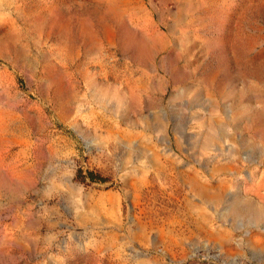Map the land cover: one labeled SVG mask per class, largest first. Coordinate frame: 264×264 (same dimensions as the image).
Segmentation results:
<instances>
[{
	"label": "rangeland",
	"instance_id": "rangeland-1",
	"mask_svg": "<svg viewBox=\"0 0 264 264\" xmlns=\"http://www.w3.org/2000/svg\"><path fill=\"white\" fill-rule=\"evenodd\" d=\"M236 196L264 204V0H0V264H264Z\"/></svg>",
	"mask_w": 264,
	"mask_h": 264
},
{
	"label": "bare ground",
	"instance_id": "bare-ground-1",
	"mask_svg": "<svg viewBox=\"0 0 264 264\" xmlns=\"http://www.w3.org/2000/svg\"><path fill=\"white\" fill-rule=\"evenodd\" d=\"M61 8V7H60ZM57 12L59 11V10H56ZM27 12V11H26ZM60 12H61V9H60V11H59V16H60ZM69 12V11H68ZM67 12V13H68ZM27 13H29V12H27ZM64 13L65 12H63L62 14L64 15ZM40 14V13H39ZM48 14H49V12H48ZM47 14V15H48ZM55 14V13H54ZM57 14V15H58ZM61 14V15H62ZM56 16V15H55ZM49 17V16H48ZM48 17L46 18V19H48ZM42 18H44L43 16H42ZM52 17H51V15H50V17H49V19L48 20H50ZM55 18V17H54ZM54 18H52V19H54ZM59 18V17H58ZM62 18H63V16H62ZM41 19V18H40ZM56 19V18H55ZM60 19V18H59ZM57 20V19H56ZM64 20V19H63ZM70 18L68 19V21H66L65 20V22H69V23H71L70 21ZM89 20V19H88ZM47 22V21H46ZM63 22L64 21H62V24H63ZM85 22V21H84ZM84 22H82V24L84 23ZM90 22V21H89ZM26 23V22H25ZM42 23V22H41ZM54 23V22H53ZM56 23V22H55ZM91 23V22H90ZM40 24V23H39ZM44 24V23H43ZM92 24V23H91ZM31 25V24H30ZM41 25V24H40ZM57 25H58V23H57ZM59 25H60V23H59ZM67 25V24H66ZM69 25V24H68ZM90 25V24H89ZM206 25H208V24H206ZM42 26V25H41ZM44 26V25H43ZM163 26V25H162ZM55 27V26H54ZM66 27H68V26H66ZM70 27V26H69ZM83 27V26H82ZM86 27V26H85ZM91 27V26H90ZM208 27V26H207ZM34 28H36V27H34ZM43 28H45V27H43ZM84 28V27H83ZM92 28V27H91ZM205 28V27H204ZM63 29H64V27H63ZM62 29V30H63ZM73 29V28H72ZM82 29V28H81ZM85 29V28H84ZM40 30H41V28H40ZM83 30V29H82ZM91 30V29H90ZM227 30V29H226ZM63 31H65V29L63 30ZM81 31V30H80ZM84 31V30H83ZM85 31H86V29H85ZM89 31V30H88ZM91 31H93V29L91 30ZM132 31V30H131ZM134 31V30H133ZM132 31V32H133ZM58 32H60V30H58ZM135 32V31H134ZM62 33V32H61ZM73 33V32H72ZM80 33V32H79ZM131 33V32H130ZM141 33V32H140ZM62 34H64V33H62ZM66 34V33H65ZM67 34H68V32H67ZM84 34H85V32H84ZM132 34V33H131ZM58 35H60V34H58ZM71 35V34H70ZM91 35V34H90ZM135 35H137V34H135ZM158 35V34H157ZM87 36V35H86ZM153 36V35H152ZM152 36H149L147 33L145 34V35H142V37H140V42L139 43H141V45H137L136 47H142V48H144L147 52H149L148 54H150L151 52V54H154L155 55V53L157 54V52H169V47H168V45H166L165 47L164 46H160V48H159V46L157 45V41H156V39L159 41V40H161V39H163V38H168L169 37V34H168V32H167V30H166V32L163 34V35H160V36H157V38L156 37H152ZM208 36V35H207ZM90 37V36H89ZM245 37V36H244ZM87 38V37H86ZM91 38V37H90ZM138 38V37H137ZM226 40V39H225ZM243 40V39H242ZM163 42V41H162ZM137 44H138V42H137ZM204 44V43H203ZM157 46H158V48H157ZM224 47V46H223ZM228 47V46H227ZM212 52V51H211ZM213 53H214V51H213ZM227 53V52H226ZM148 54H147V56H148ZM159 54V53H158ZM165 55V54H164ZM105 57L107 56H109V51L108 50H106V52H105V55H104ZM149 57V56H148ZM226 58H227V56H226ZM226 58H225V60H226ZM146 59V58H145ZM148 59H150V58H148ZM222 59V58H221ZM143 60H144V58H143ZM147 60V59H146ZM224 60V61H225ZM228 60V59H227ZM144 63V62H143ZM154 63V62H153ZM226 63H227V61H226ZM219 64V63H218ZM217 64V65H218ZM225 64V63H224ZM228 64V63H227ZM225 67V66H224ZM223 68V67H222ZM226 68V67H225ZM225 68H223V70L225 69ZM227 68H228V66H227ZM226 68V69H227ZM232 68V67H231ZM156 69V68H155ZM225 69V70H226ZM163 70H165V69H163ZM218 70H220V69H218L217 68V72H218ZM159 71V70H158ZM214 71V70H213ZM221 71V70H220ZM227 71V70H226ZM229 71V70H228ZM233 72H235L234 70H232ZM162 73V72H161ZM215 73V72H214ZM231 73V72H230ZM230 73H228V74H230ZM217 74V73H216ZM215 74V75H216ZM221 74V73H220ZM243 74V73H242ZM222 75H223V73H222ZM226 75V74H225ZM233 75V74H232ZM165 76V75H164ZM213 76H214V74H213ZM217 76V75H216ZM231 76V75H230ZM245 76V75H244ZM220 77V76H219ZM218 77V79H220ZM211 78H212V76H211ZM223 78V77H222ZM214 79H215V76H214ZM227 79V78H226ZM222 80V79H221ZM216 81H217V79H216ZM219 81V80H218ZM220 82V81H219ZM222 82V81H221ZM227 82V81H226ZM221 84V83H220ZM219 85V84H218ZM217 85V88H219V86ZM105 91V90H104ZM106 93V92H105ZM104 95V94H103ZM244 108V107H243ZM230 206V208H231V211H232V213H233V215L234 216H237V217H245V218H247L248 219V221L249 222H257V223H259V222H261L262 221V218H263V216H264V204H259V203H256V202H253L252 200H250V199H241L240 197H238V196H236V197H234V199L232 200V202H231V205H229ZM229 208V209H230ZM242 217V218H243Z\"/></svg>",
	"mask_w": 264,
	"mask_h": 264
}]
</instances>
